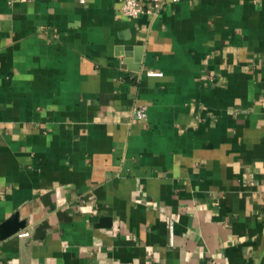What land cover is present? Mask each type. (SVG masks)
<instances>
[{"label":"crops","instance_id":"crops-1","mask_svg":"<svg viewBox=\"0 0 264 264\" xmlns=\"http://www.w3.org/2000/svg\"><path fill=\"white\" fill-rule=\"evenodd\" d=\"M122 1L0 0V264H264V0Z\"/></svg>","mask_w":264,"mask_h":264},{"label":"built area","instance_id":"built-area-1","mask_svg":"<svg viewBox=\"0 0 264 264\" xmlns=\"http://www.w3.org/2000/svg\"><path fill=\"white\" fill-rule=\"evenodd\" d=\"M85 0H81L84 2ZM184 0H123L122 13L126 17L138 18L140 16H148L151 19H156L160 12L169 3H180ZM134 117L138 120L147 118V108L139 106L134 110ZM29 233H22L21 236L26 237Z\"/></svg>","mask_w":264,"mask_h":264},{"label":"water","instance_id":"water-1","mask_svg":"<svg viewBox=\"0 0 264 264\" xmlns=\"http://www.w3.org/2000/svg\"><path fill=\"white\" fill-rule=\"evenodd\" d=\"M25 228L26 222H20L18 215H15L0 227V239L5 240ZM41 228H46V225L43 224Z\"/></svg>","mask_w":264,"mask_h":264}]
</instances>
